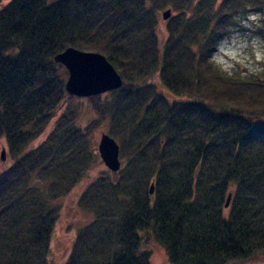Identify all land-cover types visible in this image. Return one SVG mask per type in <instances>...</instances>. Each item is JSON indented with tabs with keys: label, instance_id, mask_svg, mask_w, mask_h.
<instances>
[{
	"label": "trees",
	"instance_id": "16d2710c",
	"mask_svg": "<svg viewBox=\"0 0 264 264\" xmlns=\"http://www.w3.org/2000/svg\"><path fill=\"white\" fill-rule=\"evenodd\" d=\"M166 7L176 14L161 43ZM249 12H264V0H9L0 8V139L14 159L0 172V264H49L58 201L94 161L71 112L30 148L70 95L68 71L55 61L69 47L104 54L124 79L97 110L111 111L126 164L82 194L93 218L64 264H151L146 239L164 246L171 264L264 260V68L229 74L212 59L231 22ZM157 74L178 101L158 90Z\"/></svg>",
	"mask_w": 264,
	"mask_h": 264
},
{
	"label": "rangeland",
	"instance_id": "374dc122",
	"mask_svg": "<svg viewBox=\"0 0 264 264\" xmlns=\"http://www.w3.org/2000/svg\"><path fill=\"white\" fill-rule=\"evenodd\" d=\"M53 1V0H52ZM9 0H2L0 8L7 4ZM172 10L171 17L176 12L171 7H166L158 11L159 26L158 37L161 43L167 38V21L164 19V12ZM228 27L227 35L221 40L218 48L213 52L212 59L224 72L229 74H241L243 76L261 72L264 68V12H249L239 21L234 20ZM66 70L64 66L63 70ZM67 72V79H68ZM156 83L158 90L163 93L167 99L173 103L179 98L175 97L160 83L159 74L152 79ZM67 81V80H66ZM92 97H95L92 99ZM110 92L95 95L91 97H79L68 95L66 100L57 109L55 116L44 130V132L31 143L30 148L39 146L46 140L48 135L54 129L57 120L61 115L67 112L73 114L74 124L78 129L89 133V147L94 154V161L80 182L58 203L60 212L56 221L49 253V264H64L72 251L73 244L78 236L79 230L92 220V215L80 207V198L84 191L95 180L108 173H113L102 161L98 144L102 132L111 135V111L104 117L98 113L97 107L101 102L111 99ZM112 100V99H111ZM109 101V103L112 101ZM112 136V135H111ZM113 137V136H112ZM115 138V137H113ZM116 139V138H115ZM119 143V141L116 139ZM120 145V143H119ZM121 147V145H120ZM6 150V159H2V152ZM121 158V156H120ZM122 166L126 161L122 159ZM14 159L9 154L7 141L0 139V172L11 166ZM147 236V234H145ZM145 248L151 251V264H171L167 251L164 246L155 242L153 239H146ZM254 263L264 264L262 258Z\"/></svg>",
	"mask_w": 264,
	"mask_h": 264
},
{
	"label": "water",
	"instance_id": "95a60500",
	"mask_svg": "<svg viewBox=\"0 0 264 264\" xmlns=\"http://www.w3.org/2000/svg\"><path fill=\"white\" fill-rule=\"evenodd\" d=\"M172 10L164 12L165 20L171 17ZM68 71L65 88L68 94L79 97H91L120 89L124 84L122 75L116 70L108 58L99 52H86L69 47L55 57ZM6 150L2 152L5 160ZM99 155L104 164L112 171L121 169L120 145L107 132H102L98 144ZM150 192H154V184ZM232 193L227 197L226 207L231 203Z\"/></svg>",
	"mask_w": 264,
	"mask_h": 264
}]
</instances>
